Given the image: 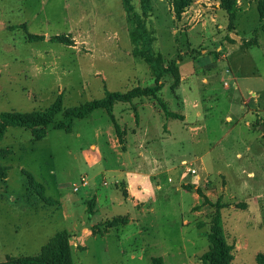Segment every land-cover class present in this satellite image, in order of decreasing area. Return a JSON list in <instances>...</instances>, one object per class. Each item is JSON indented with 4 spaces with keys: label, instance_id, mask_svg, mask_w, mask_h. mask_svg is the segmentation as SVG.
Returning <instances> with one entry per match:
<instances>
[{
    "label": "rangeland",
    "instance_id": "rangeland-1",
    "mask_svg": "<svg viewBox=\"0 0 264 264\" xmlns=\"http://www.w3.org/2000/svg\"><path fill=\"white\" fill-rule=\"evenodd\" d=\"M229 1L0 0V121L59 99L62 110L42 138L10 127L0 141V264L39 254L63 231L74 264H212L215 218L232 248L223 264H258L264 0ZM159 75L154 96L137 91ZM106 206L113 214L92 233L141 224L131 244L111 237L74 253ZM142 207L152 209L142 217Z\"/></svg>",
    "mask_w": 264,
    "mask_h": 264
},
{
    "label": "trees",
    "instance_id": "trees-1",
    "mask_svg": "<svg viewBox=\"0 0 264 264\" xmlns=\"http://www.w3.org/2000/svg\"><path fill=\"white\" fill-rule=\"evenodd\" d=\"M179 1V0H178ZM228 7H231V1L223 0ZM184 5V3H183ZM182 11L180 5H176V12L179 14ZM156 70V69H155ZM160 76H158L157 83L153 87H148L143 90L138 89L140 94L147 96H154L158 91H160L161 86L159 84ZM134 96V92H130L126 95H121L119 93H109L102 100H93L83 105L80 108L68 109L64 112L66 117H76L82 118L94 111L95 109L108 106L114 99H128ZM163 104V103H162ZM165 114L169 115V111L163 104ZM61 110L60 99L53 104V106L44 113H32V114H21V113H5L1 116L0 121V141H2L4 135L10 127H20L32 130L35 134L36 139H40L44 136V130L46 127L53 124L55 116ZM66 129L67 132L71 131V126L60 125L59 129ZM117 132L119 128L116 126ZM218 222L216 218L214 219V225L212 226V231L209 234V240L213 245V252L209 255L208 261L212 264H223L227 259H229L231 246L227 244L225 239L219 235ZM70 246L68 242L67 232H59L55 234L47 244L42 248L41 252L35 256H23L16 259H12L10 264H74L71 259ZM207 255L204 256L206 258ZM152 264H164L162 257L153 258ZM258 264H264V256L259 257Z\"/></svg>",
    "mask_w": 264,
    "mask_h": 264
},
{
    "label": "crops",
    "instance_id": "crops-1",
    "mask_svg": "<svg viewBox=\"0 0 264 264\" xmlns=\"http://www.w3.org/2000/svg\"><path fill=\"white\" fill-rule=\"evenodd\" d=\"M107 207V206H106ZM150 209L152 208H149V209H146V207H142L140 211H135L136 214H140V216H144L146 215L147 213L150 212ZM190 209H191V205L188 206V212L190 213ZM109 212H111L110 215H112L113 211L110 210L109 207H107L105 210H99V208L95 209V212L89 222V225L88 226H83V229L81 230V235L82 233L84 232V230L89 234L90 236L88 237H82L81 235L78 237H75L79 240V243H75L78 247H75L74 248V253H81L83 252L84 250H86L88 248V243L89 242H92L94 245L95 244H98V243H103L104 241L106 240H109L111 237H114L116 242L118 244H125L126 241H128L127 243L131 244V233L129 232L131 226H134V228H137V226H141V224H137V225H132L133 223L132 222H129V224L127 225H115V226H112V227H108V230L107 232H105V234L103 236H100L98 237V235H94L91 231V227L95 226L96 224H99L100 221H102V217L103 215H107ZM143 212V213H142ZM147 212V213H146ZM191 214V213H190ZM137 223H139L137 221ZM133 228V227H132ZM143 231L141 230H138V231H134V236H136L137 234H142ZM81 238H83L81 240ZM81 240V241H80ZM131 255V254H130ZM134 259V256L131 255L130 259ZM75 263V262H74ZM125 264H129L128 261H126Z\"/></svg>",
    "mask_w": 264,
    "mask_h": 264
}]
</instances>
